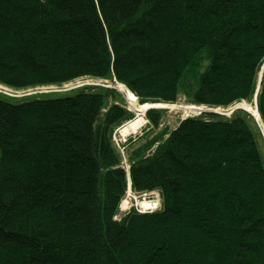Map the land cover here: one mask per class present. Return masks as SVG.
<instances>
[{
  "label": "trees",
  "instance_id": "obj_1",
  "mask_svg": "<svg viewBox=\"0 0 264 264\" xmlns=\"http://www.w3.org/2000/svg\"><path fill=\"white\" fill-rule=\"evenodd\" d=\"M83 78L140 105L255 100L257 120L186 118L126 173L111 137L132 115L97 88L0 96V264H264V0H0L1 86ZM128 180L159 210L116 221Z\"/></svg>",
  "mask_w": 264,
  "mask_h": 264
},
{
  "label": "rangeland",
  "instance_id": "obj_2",
  "mask_svg": "<svg viewBox=\"0 0 264 264\" xmlns=\"http://www.w3.org/2000/svg\"><path fill=\"white\" fill-rule=\"evenodd\" d=\"M260 77L261 74H259V81ZM80 88H97L96 91L104 95V107L107 108L111 104H117L122 106L127 112L132 115V118L130 120L114 129L111 137L113 147H115L117 150L119 149V151L121 150L120 165L125 169V171H128L129 158L136 151L143 152L142 156H150L157 148V146L163 142V139L167 137V133L174 130L178 126L179 122L183 121L186 118H197L205 113H213L220 115L221 117L228 118L236 110H243L247 113H250V115H253V113L256 111L254 100L249 102L243 101L242 103H237L228 108L210 109L204 106H194L193 104L188 103L184 99L183 95L180 94L175 104L166 105L167 109H163L164 111L161 115V121L157 129H153L149 125L148 121L145 118V112L143 116L145 120L144 123L132 132H126L125 134H123L121 131H123L131 121L137 119L138 116L133 112V109H131L130 105L127 104V101L125 99V88L118 85L113 79L95 80L90 78H83L63 86H50L21 91L12 89L10 90L0 85V96L4 99L10 100V102H16L22 101L24 99H32L45 96H61L73 93ZM98 88H104V90L102 91ZM260 132L262 134V137H264L261 128ZM154 138L155 142L150 147L146 148L147 143L149 141L152 142ZM123 199L127 201V209L125 211L119 210L117 216L114 218L116 221H119V219L131 208L139 212L144 211V213L158 211L160 208V198L157 192H150L145 194L133 193L130 190L129 180L126 196ZM136 202H147L152 206L148 207V210H146L141 207H137Z\"/></svg>",
  "mask_w": 264,
  "mask_h": 264
},
{
  "label": "bare ground",
  "instance_id": "obj_3",
  "mask_svg": "<svg viewBox=\"0 0 264 264\" xmlns=\"http://www.w3.org/2000/svg\"><path fill=\"white\" fill-rule=\"evenodd\" d=\"M120 86H122V85H120ZM125 92H126L125 93L126 94L125 99L127 101V104L130 105L131 109H133V112L138 116V118L136 117L137 119H134L133 121H131L126 126V128L123 131H121L123 134H125L126 132H132L133 130L137 129V127H140L145 121L143 116H144L145 112L148 111L149 109H152V108H162L161 110L167 109L166 105H161V104H156V105L155 104H151V105L150 104H142V105H140L139 101H136V98L133 94H131L126 89H125ZM219 108H216V109H219ZM256 113H257V111H255L252 116L257 120V114ZM120 154H121V150H120ZM127 172L128 171H126V173ZM136 204H137V207H141V208L146 209V210H148V207L152 206L151 204H149L147 202H136ZM126 207H127V201L125 199H123L119 205V210L125 211L127 209ZM139 213H144V211L139 212Z\"/></svg>",
  "mask_w": 264,
  "mask_h": 264
},
{
  "label": "water",
  "instance_id": "obj_4",
  "mask_svg": "<svg viewBox=\"0 0 264 264\" xmlns=\"http://www.w3.org/2000/svg\"><path fill=\"white\" fill-rule=\"evenodd\" d=\"M136 101H138V100L136 99ZM152 109H162V108H152Z\"/></svg>",
  "mask_w": 264,
  "mask_h": 264
}]
</instances>
